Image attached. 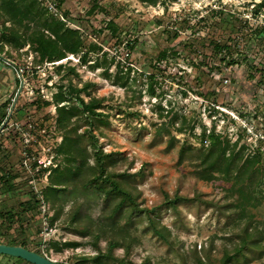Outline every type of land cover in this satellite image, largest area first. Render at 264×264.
<instances>
[{"label": "rangeland", "instance_id": "rangeland-1", "mask_svg": "<svg viewBox=\"0 0 264 264\" xmlns=\"http://www.w3.org/2000/svg\"><path fill=\"white\" fill-rule=\"evenodd\" d=\"M38 1L80 31L83 52L90 43L101 48L100 65L91 66L96 53H89L85 64L78 62L80 54L39 64L29 44L17 46L25 24L0 19V125L8 120L30 130L31 164L43 159L51 169L61 140L52 101L57 86L71 84L86 101L102 99L99 111L107 116L94 131L103 151L114 153L107 169L122 174L118 179L137 205L126 201L112 219V202L80 186H69L53 205L47 203L42 195L47 179L23 168L20 134L8 126L0 131V172L8 168L9 173L0 182V210L11 218H0V241L24 242L66 264H91L82 260L97 254L94 233L103 251L110 239L130 240L133 264H197L195 254L207 250L219 259L239 239L242 223L236 219L231 182L220 175L198 176L197 155L209 148L200 133L213 129L244 146L245 156L259 148V188L264 189V8L257 13L254 8L260 0ZM109 21L118 26L115 35L106 27ZM216 43L227 49L216 52ZM162 50L167 56L158 62ZM56 64H62L60 71ZM32 100L37 102L30 106ZM162 124L165 130L156 131ZM80 125L79 131L87 128L84 121ZM14 147L20 149L19 159L5 163ZM167 197H177L175 205ZM78 206L79 220H73ZM248 212L264 230V201ZM150 221L168 241L156 235ZM67 241L80 245L57 246ZM260 246L231 264H264V241ZM113 254L123 257V247L116 246ZM0 256V264H26Z\"/></svg>", "mask_w": 264, "mask_h": 264}, {"label": "trees", "instance_id": "trees-1", "mask_svg": "<svg viewBox=\"0 0 264 264\" xmlns=\"http://www.w3.org/2000/svg\"><path fill=\"white\" fill-rule=\"evenodd\" d=\"M139 1L155 4L157 0ZM254 8L255 13L264 8V0L256 2ZM0 19L10 21L15 26L25 24L26 30L18 37L19 43L17 46L22 47L29 44L39 64L61 61L68 54H80L78 62L85 64L89 60V53L97 54L101 51L97 44L90 43L88 49L83 52L84 41L80 31L69 27L64 20L49 14L46 9L41 7L38 0H0ZM106 27L112 35H115L118 31V26L113 21H109ZM214 49L221 54L223 50L227 49V46L216 43ZM166 56L167 51L162 50L158 53L156 61L159 62ZM101 58L104 59V53ZM99 60L97 54L91 66L99 67ZM231 61L233 62V60ZM62 67V64H56L58 71ZM68 69L75 73V66ZM57 88L58 90L52 95V101L56 106L55 125L60 131L61 140L55 148V156L58 158L57 163L55 167L50 169L47 176L48 183L43 189L42 195L47 203L53 205L55 200L58 199V194L65 191L69 186L90 189L103 196L104 200L112 202L109 217L114 219L126 201L130 203L131 207H136L137 204L134 194L118 179L122 174L107 169V166L114 164V153L103 151L99 143V135L94 131L99 128L96 122H103L104 117L107 116L106 113L99 111L102 107V99L90 98L86 101L79 94L81 90L74 88L71 84L68 86L60 84ZM149 93L154 95L152 89ZM36 102L32 100L30 106ZM46 104H49V102H46ZM3 105H6V103H3ZM82 121L87 124V128L79 131ZM162 129H164L163 124L158 126L156 131L160 132ZM178 131L180 133L183 131V122L180 123ZM99 133L102 134V132ZM200 139H207L209 148L204 152L200 150L197 155L198 160L201 162V166L197 168L198 176L205 180H212L220 175L231 182L229 191L232 196L236 197L234 202L236 219L242 223V228L239 239L234 242L231 248L225 247L219 259L214 257L210 250H207L202 256L195 254V260L197 264H231L233 261H238L240 257L248 258L249 251L261 248L260 242L264 241V230L256 225L255 214L248 212V207L256 208L264 201V189L259 188L262 183L261 170L257 166L261 161V153L257 148L253 154L245 156L243 153L244 146L237 147L236 142L230 143L229 140L223 139L220 133H215L213 129L210 131L202 130ZM184 147L183 145L181 148V155L186 151ZM91 158L92 163L90 164ZM107 160H109V163ZM6 171L8 170H1L0 182L9 176ZM177 199V197H167L166 202L173 206ZM26 205L28 208L29 204L26 203ZM79 210L80 207L78 206L72 211L71 217L73 220H79ZM5 217L7 215L0 210V218L5 219ZM7 218L10 220L11 217ZM150 222L156 235L168 241V235L163 233L154 221ZM163 228L169 233L167 228L164 226ZM121 229L119 233L122 232ZM94 236L93 245L97 250V254L83 258L82 261L91 264H105L106 262L109 264H133L128 260L132 247L130 240L121 242L117 239H110L107 249L103 251L98 246L99 234L94 233ZM0 243L8 242L0 241ZM19 245L33 250L24 242ZM79 245L78 242L67 241L57 246L60 248H76ZM116 246L123 247V257L114 256L113 250ZM36 252L45 255L44 252ZM2 256L13 257L9 255ZM13 258L26 264H32L21 258Z\"/></svg>", "mask_w": 264, "mask_h": 264}, {"label": "built area", "instance_id": "built-area-1", "mask_svg": "<svg viewBox=\"0 0 264 264\" xmlns=\"http://www.w3.org/2000/svg\"><path fill=\"white\" fill-rule=\"evenodd\" d=\"M0 131L3 132L5 129H7L8 126L15 127V129L20 134V145H21V154H22V165L25 170L31 171V172H38L43 174L44 178L47 179V176L50 172L49 165H51V162H46L45 160H37V164L34 166L31 164L33 159H35V156L30 151L31 143L33 142V136L32 132L28 129H23L22 126L16 122L14 123H8V120L6 122L1 123ZM34 180V179H33ZM34 182V181H32Z\"/></svg>", "mask_w": 264, "mask_h": 264}, {"label": "water", "instance_id": "water-1", "mask_svg": "<svg viewBox=\"0 0 264 264\" xmlns=\"http://www.w3.org/2000/svg\"><path fill=\"white\" fill-rule=\"evenodd\" d=\"M0 255H9L21 258L32 264H65L26 247L8 243H0Z\"/></svg>", "mask_w": 264, "mask_h": 264}, {"label": "crops", "instance_id": "crops-1", "mask_svg": "<svg viewBox=\"0 0 264 264\" xmlns=\"http://www.w3.org/2000/svg\"><path fill=\"white\" fill-rule=\"evenodd\" d=\"M16 152H18V156H16L15 155V153ZM19 157H20V149L19 148H15L14 147V149L13 150H10V152H8V156H7V158H6V160H5V163H8V162H12V159L14 160V159H19ZM8 161V162H7ZM8 165H10V164H8ZM8 169V168H7ZM6 169V170H7ZM1 257V256H0ZM3 257V256H2Z\"/></svg>", "mask_w": 264, "mask_h": 264}]
</instances>
